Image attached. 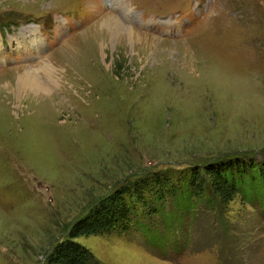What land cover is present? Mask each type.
Instances as JSON below:
<instances>
[{
	"label": "rangeland",
	"instance_id": "374dc122",
	"mask_svg": "<svg viewBox=\"0 0 264 264\" xmlns=\"http://www.w3.org/2000/svg\"><path fill=\"white\" fill-rule=\"evenodd\" d=\"M0 44V264H50L142 186L125 234L77 240L93 264H264L259 181L221 206L180 196L210 166L264 169V0H0ZM47 63L55 87L24 88Z\"/></svg>",
	"mask_w": 264,
	"mask_h": 264
},
{
	"label": "trees",
	"instance_id": "16d2710c",
	"mask_svg": "<svg viewBox=\"0 0 264 264\" xmlns=\"http://www.w3.org/2000/svg\"><path fill=\"white\" fill-rule=\"evenodd\" d=\"M241 166L240 162L236 163V168L233 164L220 167L210 166L206 170V178L204 174L195 172L193 177H190L191 180L185 179L187 181L186 185L183 184L181 200L191 203L194 197L196 202L200 203L205 197L213 196L217 198L218 204L221 206L222 203L230 204L236 200L241 187H245L248 193L249 189L255 192L256 182L259 181L263 186L262 190H264V169H255L252 166L248 170L245 165L244 168ZM163 182L161 178L156 181V184L162 186ZM135 190L139 192L140 196L136 200L127 192L116 194L101 202L99 208H95V211L89 216L76 222L69 231L66 242L56 247L50 264H93L94 254L77 240L114 232L125 234L134 218L133 214L135 213L136 217L138 215L136 201L143 200L142 197L145 193L144 186L141 191L137 188ZM147 190L150 191L148 187ZM154 192L152 191V194H155L156 198L160 196L159 200H162L161 193ZM249 194L251 195L252 192L250 191ZM125 195L127 198L124 197ZM190 207L191 209L196 208L193 204Z\"/></svg>",
	"mask_w": 264,
	"mask_h": 264
},
{
	"label": "bare ground",
	"instance_id": "6f19581e",
	"mask_svg": "<svg viewBox=\"0 0 264 264\" xmlns=\"http://www.w3.org/2000/svg\"><path fill=\"white\" fill-rule=\"evenodd\" d=\"M102 26V25H101ZM125 26L119 21V20H115V19H111V18H107L104 20L103 23V28L107 31V33L114 39H123L126 40L128 38L130 39H135V38H139L142 37V35L132 31V30H127L124 28ZM99 28V27H98ZM103 30V29H102ZM104 31V30H103ZM105 31V32H106ZM123 32H126V35L128 38H122L121 35ZM125 34V33H124ZM145 37V36H144ZM141 40V39H139ZM129 42V41H128ZM4 44V43H3ZM0 46H3L2 44H0ZM2 50V49H1ZM41 71H43L46 75H47V79L46 81H42V79L40 77H37L35 74V71H28L26 73V75H24L22 77V83H23V87H34L37 88L36 90L38 91H49L51 90L53 87V82H55L53 79L57 78V72H58V68H54L52 65H50V63L47 64H43L41 66ZM38 74V73H37ZM45 78V77H44ZM21 80V79H20ZM61 86L58 88L60 89Z\"/></svg>",
	"mask_w": 264,
	"mask_h": 264
}]
</instances>
